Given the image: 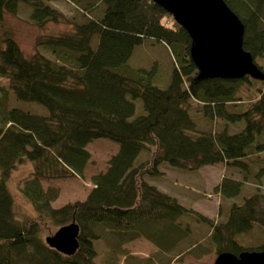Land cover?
<instances>
[{
	"label": "trees",
	"instance_id": "16d2710c",
	"mask_svg": "<svg viewBox=\"0 0 264 264\" xmlns=\"http://www.w3.org/2000/svg\"><path fill=\"white\" fill-rule=\"evenodd\" d=\"M224 1L244 25L242 48L264 73V0ZM82 2L77 6L87 14L84 22L70 32L38 37L37 44L53 55L50 59L41 53L25 57L6 16H15L19 3L31 8L30 19L41 27L69 23L65 14L48 0H0V78L8 81L0 85V264H98L95 242L101 237L111 240L102 264H116L112 256L137 237L170 251L190 232L188 222L181 224L186 216L210 225V249L216 256L263 250L264 242L244 246L237 236L253 224L264 230V193L258 190L232 202L226 220L215 222L160 191L150 178L162 174L161 163L195 171L214 163L247 170L264 162V79L199 78L190 57L191 37L153 0ZM145 39L163 43L173 56L166 87L154 83L156 64H128L134 47ZM8 92L47 112L6 108ZM194 103L202 127H197L200 117L191 113ZM239 103L241 111L228 109ZM215 119L224 120V126L216 122L218 130L198 129ZM233 122L244 126L230 133L227 124ZM101 138L119 146L107 169L90 177L94 187L84 200L52 207L59 189H43L40 180L83 178L91 157L86 146ZM141 152L147 158L137 163ZM25 162L33 170L18 189L28 202L26 216L19 218L7 182ZM242 184L224 176L215 190L234 199ZM73 220L79 227L74 254L46 244L48 235Z\"/></svg>",
	"mask_w": 264,
	"mask_h": 264
},
{
	"label": "rangeland",
	"instance_id": "374dc122",
	"mask_svg": "<svg viewBox=\"0 0 264 264\" xmlns=\"http://www.w3.org/2000/svg\"><path fill=\"white\" fill-rule=\"evenodd\" d=\"M83 1L84 2L81 3L82 6H89L88 3L92 2V0ZM48 4L56 8L60 12H63L70 22H47L44 27L38 26L30 19L31 8L24 3H19L18 11L15 16H6L7 23L11 26L14 37L18 42L23 52V55L27 58L31 57L35 53H41L50 59L53 58V55L49 52L48 49H46L42 45L37 44L38 37H44L45 35L49 34L70 32L74 29L75 24L82 23L87 19V14H84L81 11L82 9L80 6H77V4H79V0H48ZM95 8L96 7H94V9ZM92 11L93 13H95L94 10ZM90 12L91 10L87 11L89 15ZM97 12L98 13L96 15H100L102 13V8H100ZM95 43L96 37H93L92 45L95 46ZM173 62V56L166 45L149 39H145L143 43L136 45L133 49L131 57L128 60V64L137 68H149L153 64H156L158 69V78L157 80L155 79L154 83L162 88L166 87L169 82ZM7 84L8 81L5 78H0V85L7 86ZM255 85L260 86V81H256ZM2 94L3 93L0 92V96ZM239 95L241 94L238 93L237 96ZM5 104L6 108L11 106L18 107L20 109L27 110L33 113L47 112V109L43 105H40L38 103L22 102L16 100L11 92H8V94H6ZM138 109L141 110L140 101H137V110ZM228 109L232 111H241L243 109V106L239 103L233 107L229 105ZM191 113L194 116L200 117L201 120L199 119L200 121L197 122V127H202V124H204V120L202 119L201 111L199 109L198 104H193L191 108ZM216 122H218L221 127L222 125L224 126L225 123L224 120L215 119L212 123H209V125H207L205 128L198 129H206L212 127L213 129L218 130L220 126H216ZM243 126V122L228 123V132H238L243 128ZM105 141L110 142L107 139H99L93 141L88 147V151L90 150L89 153L91 154V160L88 164L87 169L85 170L86 175L82 178L83 183L81 184H83V186H87L88 188L93 186L90 181V177L101 171H105L108 167V161L106 160L110 157V155L114 153V151L110 148H106V154L104 155L102 153V151L104 150V146L99 145V143ZM141 153L144 154L145 152ZM141 160L142 158L140 157L136 160V162L139 163ZM162 164L169 166L167 163ZM176 170L178 171L173 173L171 176L166 175L163 180H171V182L177 181L175 185L177 188L187 190L188 192H191L197 196H202L201 198L206 197L204 192H202V190L204 189L203 187L183 182L195 180L197 183L196 185H199V179L202 180L203 178L200 173H189L187 170L181 168H177ZM205 172L207 175V179L213 177L215 178V182L217 173L220 174V171L216 172L215 168H213L211 171L206 170ZM223 175L226 177H231L232 179L239 180L243 183L239 195L234 197V200H236L237 203H239L244 196L257 192L258 190L264 193V162L257 161L253 164H250V168H247V170L240 169L235 166H226ZM204 179H206L205 176ZM7 184L9 190L11 191L14 197L18 217L21 218L26 216L28 202L25 200L24 202L26 205L24 204L22 194H20L18 190V185L15 181L9 180ZM78 184H80V182H77L76 185H72L71 190L73 192L72 194L74 195L73 202L76 200H83L85 196L84 190L81 188L80 185L77 186ZM213 189H215V187H213ZM207 191L210 195L213 192L212 189H207ZM227 211L228 208L224 214V220H226ZM181 224L182 226L187 225L190 228V232L188 234L189 236L184 235L181 238L183 240L181 241L180 239L179 242L175 244L176 246L172 247L170 251L163 252L154 244L153 246L152 243L145 237H137L133 240L125 242L120 247V251L112 256V259L116 260V264H214L216 255L210 249V225L206 223H201L200 220H197L196 218L191 216L184 217L182 219ZM237 238L244 246H257L264 242V230L260 225L253 224L249 231L243 234H239ZM110 242V239L103 237H101L95 242V246L98 253L95 257V261L98 264H102L103 257L109 254ZM192 242L197 243V246L190 248V244Z\"/></svg>",
	"mask_w": 264,
	"mask_h": 264
},
{
	"label": "water",
	"instance_id": "95a60500",
	"mask_svg": "<svg viewBox=\"0 0 264 264\" xmlns=\"http://www.w3.org/2000/svg\"><path fill=\"white\" fill-rule=\"evenodd\" d=\"M171 14L191 37L190 57L199 78L238 79L249 75L264 79L252 56L242 48L244 25L224 0H153ZM79 227L73 220L45 238L50 247L66 255L78 248ZM214 264H264V249L238 255L222 252Z\"/></svg>",
	"mask_w": 264,
	"mask_h": 264
},
{
	"label": "crops",
	"instance_id": "0c3cea01",
	"mask_svg": "<svg viewBox=\"0 0 264 264\" xmlns=\"http://www.w3.org/2000/svg\"><path fill=\"white\" fill-rule=\"evenodd\" d=\"M101 139H103V138H101ZM96 140H99V139H96ZM96 140H94V141H96ZM90 144L91 143H89L86 146L87 150H88V147ZM115 144L112 141H110V142L105 141V142L99 143V145L104 146V150L102 151V153L104 155L106 154V148L112 149L114 151V153L112 155H114L118 151V148H119V146L117 144L116 145ZM112 155H110V157ZM110 157L106 161H108L110 159ZM138 157L139 158L141 157L142 160L147 158L146 153H144V154L140 153ZM90 160H89V162H90ZM89 162L85 166L84 176L86 175L85 170L87 169ZM91 163H92V161H91ZM225 167L226 166L223 163H214V164H210V165H204L195 171H188L189 173L197 172V173H200L202 175L203 178H202V180L199 179V185H196L197 183L195 180L194 181L193 180L183 181V182L187 183V184H192L195 186L203 187L204 189L202 190V192H204V194L206 195V197H203V198H201L202 196H197L191 192H188L187 190L177 188L175 186L177 181L171 182V180H169V181L163 180V178L166 177V175L171 176L173 173L178 171V170H176L177 167L166 166V165L161 163L159 166V169L162 172V174L158 175V176H152L150 178V182H152L153 185H155L160 191L167 193L170 196L176 198L178 200V202L181 203L184 207L191 208V209L203 214L204 216H207L208 218L213 219L215 222H217L218 220H224L225 219L224 214H225L227 208L230 206V204L232 202H237L234 199L225 198V197L223 198L219 191H216L215 189H213V187H216L221 182L222 178L224 177L223 174L225 171ZM213 168L216 169V172L220 171V174L217 173V175H216V182H215V178H213V177L207 179V175L205 172L206 170L211 171ZM32 170H33V167H32V164L30 162H25L23 164H20L12 171L10 178H9V181H15L16 184L18 185V189L21 191L23 183L26 180H28L29 175L32 172ZM182 171H184V170H182ZM203 174L206 177V179H204ZM40 182H41L43 189H47L48 187H57L59 189V193H58L57 198L51 202V206L54 208H59L68 202H73L74 195L72 194L73 192L71 189H72V185H76L77 182H80V184H78L77 186L80 185L81 188L84 190V194H85L84 199L86 198L88 193L91 191V189L94 187V185L91 186L90 188H88L87 186H83V184H81V183H83V179L79 178V177H71V178H63V179H50V180L41 179ZM207 189L213 190L211 195L208 193ZM29 214L31 215L30 212H29Z\"/></svg>",
	"mask_w": 264,
	"mask_h": 264
}]
</instances>
